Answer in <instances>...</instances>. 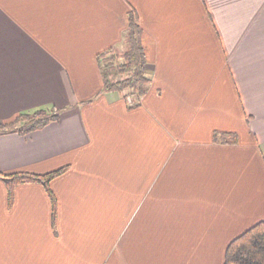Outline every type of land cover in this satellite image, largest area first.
<instances>
[{"label":"crops","instance_id":"0c3cea01","mask_svg":"<svg viewBox=\"0 0 264 264\" xmlns=\"http://www.w3.org/2000/svg\"><path fill=\"white\" fill-rule=\"evenodd\" d=\"M131 11L137 105L99 62ZM38 110L59 119L0 135V264H224L264 222V0H0V124ZM63 167L55 218L2 178Z\"/></svg>","mask_w":264,"mask_h":264},{"label":"trees","instance_id":"16d2710c","mask_svg":"<svg viewBox=\"0 0 264 264\" xmlns=\"http://www.w3.org/2000/svg\"><path fill=\"white\" fill-rule=\"evenodd\" d=\"M104 76L105 91H124L125 97L141 99L147 93L151 78L147 75V56L142 42V30L137 22L135 11L129 14V27L124 37V48L110 49L99 56ZM114 75L116 81L110 77ZM59 110L52 112L38 110L32 114H20L9 123L0 124V135L18 132L26 134L40 129L59 119ZM229 133H215L216 139L229 136ZM236 138V136H235ZM67 167L46 174L15 172L4 174L9 196L21 184L38 183L45 187L52 202L53 215L57 213V199L51 189V182L65 173ZM224 264H264V222H259L235 238L227 247Z\"/></svg>","mask_w":264,"mask_h":264},{"label":"built area","instance_id":"2783aa9c","mask_svg":"<svg viewBox=\"0 0 264 264\" xmlns=\"http://www.w3.org/2000/svg\"><path fill=\"white\" fill-rule=\"evenodd\" d=\"M128 101H129V103H130L131 105H137V102H138V100L133 99L132 97H129V98H128Z\"/></svg>","mask_w":264,"mask_h":264},{"label":"rangeland","instance_id":"374dc122","mask_svg":"<svg viewBox=\"0 0 264 264\" xmlns=\"http://www.w3.org/2000/svg\"><path fill=\"white\" fill-rule=\"evenodd\" d=\"M114 76V75H113Z\"/></svg>","mask_w":264,"mask_h":264}]
</instances>
